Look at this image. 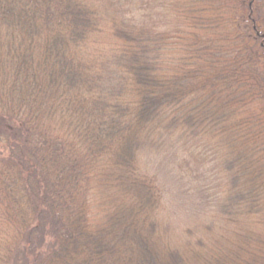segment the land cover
Segmentation results:
<instances>
[{
	"label": "trees",
	"instance_id": "obj_1",
	"mask_svg": "<svg viewBox=\"0 0 264 264\" xmlns=\"http://www.w3.org/2000/svg\"><path fill=\"white\" fill-rule=\"evenodd\" d=\"M164 5L108 33L91 0H0V264H264V0ZM174 138L220 188L177 242L144 159Z\"/></svg>",
	"mask_w": 264,
	"mask_h": 264
},
{
	"label": "rangeland",
	"instance_id": "obj_2",
	"mask_svg": "<svg viewBox=\"0 0 264 264\" xmlns=\"http://www.w3.org/2000/svg\"><path fill=\"white\" fill-rule=\"evenodd\" d=\"M169 1L172 4V0H91L101 10L104 23L109 28L108 33L112 32L116 24L120 29L127 26L159 31L172 29L175 15L172 9L164 5V2L169 5ZM110 43L115 44L113 41ZM109 45L111 46L107 44L105 48L100 46L101 53L104 50L106 52ZM97 47L94 46V49ZM176 142L175 138L172 139L175 146L171 150L168 145L157 143L155 150L159 153L144 154V159L151 168L149 174L158 177L162 194L161 205L164 208L162 225L170 228L171 235L168 237L171 242H177L184 237L180 230L185 228V225L192 224L194 220L200 224L203 222L204 216L197 214L194 219L190 218L191 213L196 207L201 213L205 212L201 211V208L206 206L210 199L213 200L215 191L220 189L217 188L219 183L216 182L215 171H210V157L207 155L210 153L206 144L193 139ZM156 155L157 157H154ZM151 158H154V163ZM193 176L200 178L192 179ZM196 179H199L198 186H201L195 189L197 192L190 187Z\"/></svg>",
	"mask_w": 264,
	"mask_h": 264
}]
</instances>
